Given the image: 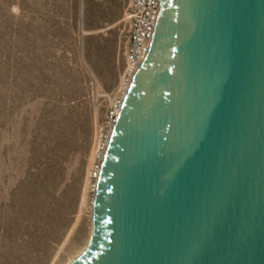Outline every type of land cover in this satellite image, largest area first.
<instances>
[{"label": "water", "instance_id": "obj_1", "mask_svg": "<svg viewBox=\"0 0 264 264\" xmlns=\"http://www.w3.org/2000/svg\"><path fill=\"white\" fill-rule=\"evenodd\" d=\"M69 264H264V0H158Z\"/></svg>", "mask_w": 264, "mask_h": 264}, {"label": "rangeland", "instance_id": "obj_2", "mask_svg": "<svg viewBox=\"0 0 264 264\" xmlns=\"http://www.w3.org/2000/svg\"><path fill=\"white\" fill-rule=\"evenodd\" d=\"M128 12L129 0H0V264H69L88 246Z\"/></svg>", "mask_w": 264, "mask_h": 264}, {"label": "built area", "instance_id": "obj_3", "mask_svg": "<svg viewBox=\"0 0 264 264\" xmlns=\"http://www.w3.org/2000/svg\"><path fill=\"white\" fill-rule=\"evenodd\" d=\"M158 12V0H129L128 33L124 47L125 66L121 76L119 92L115 97V101L109 105L106 111L104 140L96 149L95 160L90 169L89 179L93 182V194L111 131L132 78L148 52Z\"/></svg>", "mask_w": 264, "mask_h": 264}]
</instances>
